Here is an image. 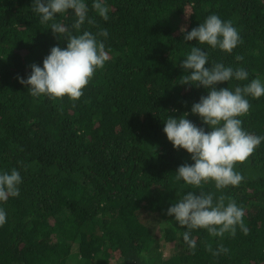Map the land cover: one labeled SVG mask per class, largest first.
Here are the masks:
<instances>
[{"label": "trees", "instance_id": "trees-1", "mask_svg": "<svg viewBox=\"0 0 264 264\" xmlns=\"http://www.w3.org/2000/svg\"><path fill=\"white\" fill-rule=\"evenodd\" d=\"M90 3V0H89ZM109 19L90 12L107 29L110 58L77 100L33 97L18 77L43 65L53 46H67L41 24L33 0H0V169L17 168L20 195L3 204L0 264H264V142L236 171L238 186L216 189L177 180L193 163L164 133L167 115L185 113L205 127L192 105L203 87L180 85L190 31L211 14L232 21L242 43L231 54L202 45L212 61L241 64L249 79H264V0H107ZM69 26L74 17H63ZM243 57L237 61L235 57ZM210 67V65H206ZM245 81L217 87L242 86ZM243 127L264 136V97L252 98ZM187 191L223 195L244 208V232L216 237L193 232V249L167 209ZM228 249L213 255L209 247Z\"/></svg>", "mask_w": 264, "mask_h": 264}, {"label": "clouds", "instance_id": "clouds-1", "mask_svg": "<svg viewBox=\"0 0 264 264\" xmlns=\"http://www.w3.org/2000/svg\"><path fill=\"white\" fill-rule=\"evenodd\" d=\"M31 8L41 24L48 25L54 35L67 40V46H53L42 66L34 63L26 78L18 77L20 83L33 97L79 99L96 70L110 58L104 40L98 38L108 37V30L83 29L85 24H96L90 12L104 21L109 19L107 0H90V3L89 0H33ZM69 14L74 17L71 26L63 20ZM179 31L184 41H197V46H189L190 51L180 60L186 74L180 77L179 84L207 90V95L192 105L191 114L199 116L210 130L197 126L188 118V113L179 117L167 115L163 120L168 140L177 150H186L193 161L181 164L175 172L176 178L195 187L210 181L215 183L216 189L238 186L244 177L236 171L235 165L245 161L264 142V136L247 131L240 118L249 112V97H264V79H249L248 70L241 64L212 61L202 47L207 45L231 54L242 43L232 21L211 14L190 31L185 26ZM235 59L242 61L243 57L237 55ZM230 81L246 83L234 88L217 87ZM22 183L23 176L17 168L0 169V225L5 224L8 217L3 204L10 197L20 195ZM166 214L184 229L183 240L193 249L197 244L193 232L198 229H206L216 237H223L225 233L234 235L237 225L247 232L243 223L244 208L231 198L226 202L223 195L214 199L210 192H184L170 204ZM209 251L219 255L227 253L228 249L221 245L218 250L209 247Z\"/></svg>", "mask_w": 264, "mask_h": 264}]
</instances>
